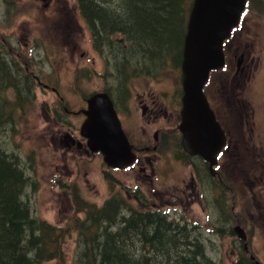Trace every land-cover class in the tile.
Segmentation results:
<instances>
[{"label": "rangeland", "instance_id": "374dc122", "mask_svg": "<svg viewBox=\"0 0 264 264\" xmlns=\"http://www.w3.org/2000/svg\"><path fill=\"white\" fill-rule=\"evenodd\" d=\"M101 1L100 7L112 11L119 3ZM243 30L250 50L243 54L245 43H231L227 68L213 73L207 88L229 139L212 175L216 173L219 182L204 175L198 156L183 154L177 130L169 129L178 119V65L173 67L162 57L142 62L136 50L121 54L126 45L121 39L122 51L108 44H90L94 34L82 21L74 0H0V153L20 167L26 178L18 201L26 202L31 216L65 230L71 217H83L75 212L77 200L99 205L111 196L125 198L129 207H152L169 219L197 222V238L214 264H248L241 241L231 231L239 224L249 253L264 264V0H250ZM117 37L111 35L108 40L111 43ZM236 67L239 70L234 73ZM25 68L55 87L56 93L26 82ZM241 70L244 73L237 86L231 85L232 95L226 100L230 75L238 76ZM103 90L122 114L120 120L132 141L140 144L149 138L146 145L150 147L153 130L165 128L156 151L153 147L151 152L139 151V163L130 172L111 171L100 154L84 155L74 147L67 149L72 144L62 143L68 142L66 132L81 140L78 128L83 120L81 113L65 114L62 104L71 111L85 108L84 99ZM155 98L160 109L168 111L166 117L160 112L152 119L148 111L141 113V99L153 103ZM145 155L153 156L150 162H155L158 175L150 188L149 184L139 186L143 200L134 197L133 186L138 183L135 176L149 182L148 171L142 169ZM194 180L199 194L187 191L185 195L183 186L190 187ZM78 237L74 230L63 237L67 261L93 239L84 231ZM56 259L47 264H64Z\"/></svg>", "mask_w": 264, "mask_h": 264}, {"label": "trees", "instance_id": "16d2710c", "mask_svg": "<svg viewBox=\"0 0 264 264\" xmlns=\"http://www.w3.org/2000/svg\"><path fill=\"white\" fill-rule=\"evenodd\" d=\"M118 1L112 11L100 7L101 0H74L82 21L94 34V45L121 50V39L126 44L121 54L136 50L142 62L162 57L179 67L191 0ZM115 34L118 37L110 43L108 38ZM121 76L123 82L125 76ZM25 180L22 169L0 153V264H47L56 258L64 264H214L197 238V227L169 219L156 208L129 207L118 196L100 205L77 200L75 212L83 217H71L65 230L40 221L30 215L24 200L16 198L22 195ZM34 230L39 234L34 235ZM70 230L76 237L84 231L93 239L67 261L62 241Z\"/></svg>", "mask_w": 264, "mask_h": 264}, {"label": "water", "instance_id": "95a60500", "mask_svg": "<svg viewBox=\"0 0 264 264\" xmlns=\"http://www.w3.org/2000/svg\"><path fill=\"white\" fill-rule=\"evenodd\" d=\"M244 0H192L185 22L180 54L181 106L177 129L180 142L188 154H198L214 173L215 154L224 143V133L202 93L208 71L223 64L222 40L237 23ZM86 118L79 133L86 137L91 151L99 150L102 160L111 167H122L132 158L130 146L105 92L86 99ZM232 231L245 239L236 224ZM246 250V244H243ZM253 259L252 255H249ZM253 264H259L257 260Z\"/></svg>", "mask_w": 264, "mask_h": 264}, {"label": "flooded vegetation", "instance_id": "af4514ba", "mask_svg": "<svg viewBox=\"0 0 264 264\" xmlns=\"http://www.w3.org/2000/svg\"><path fill=\"white\" fill-rule=\"evenodd\" d=\"M49 1H47L46 2V4L48 3ZM45 4V5H46ZM249 4H250V0H245V11H243L244 13H243V15H241V17H240V19H239V22H238V25L233 29V31L231 32V38H230V41H229V43H228V46H230L231 45V43L233 44V42H235L236 41V43L237 44H239L240 42H243V43H245V41H243V39H244V37H245V39L244 40H246V38H247V31L246 32H244V30H243V32H242V29H243V27H244V22H245V19L247 18V13H248V6H249ZM48 5V4H47ZM46 5V6H47ZM44 6V5H43ZM45 6V7H46ZM248 30V29H247ZM248 50H250L249 49V46H248V43H245V45H244V47H243V52H241V53H247V51ZM26 70V79H27V82L28 83H32L33 84V87H34V83L37 85V86H40V87H42V88H45V89H48V90H51L53 93H56V89H55V87H52V86H50L49 84H46V83H44V82H41L39 79H38V77L36 76V75H34V74H31L26 68L22 71L23 73H25L24 71ZM244 73V71L243 70H241L240 72H239V74H238V76L237 75H235V74H233L232 76L230 75V78H229V81L228 82H230V85H229V91H228V95L225 97V99L226 100H228V98H229V96L230 95H232V91H231V85H235V86H237L236 84H237V82H239V80H238V78L240 77V75L241 74H243ZM213 75V74H212ZM220 76H222V75H220ZM208 84V83H207ZM205 85L204 86V88H203V93H204V95H205V97H206V99H207V102H208V104H209V106L211 107V94H208V91H207V88H208V85ZM32 87V88H33ZM103 92H106L107 93V95H108V97H109V99L111 100V102H112V105H113V109H114V111H115V113H116V115H117V117H118V119H119V122H120V125H121V127H122V130H123V132H124V134H125V136H126V138H127V140H128V142L130 143V145H131V150H132V152H133V161H132V163L129 165V166H127V167H125V168H123V169H118L117 171H121V172H130L131 170H133L134 168H136L137 167V164L139 163V160H140V156L138 155V152L139 151H149V152H151V150H152V147H153V150L154 151H156V149H157V147H158V141H159V139H160V134L161 133H163L164 132V130H163V128L164 127H162V126H160V128H155L154 130H153V132L151 133V139L150 140H152L151 142L153 143L150 147H148L147 145H146V143H149V141H147V140H149V138H147L145 141H143L142 143H140V144H137L135 141H132L129 137H128V135L125 133L126 131L124 130L125 129V125H124V123L120 120V117H122V114H119L118 113V111L116 110V107H115V104H114V101L112 100V98H111V96L108 94V91L107 90H103ZM138 96V95H137ZM84 100H86V99H84ZM142 100V102H143V104L142 105H140V111H141V113H143L144 111H148L149 113H151V117H152V119H157V117H158V115H159V113L161 112V116L162 117H166L167 115H168V111H166V109H164V110H161L160 108H162V106L158 103V101H157V99L155 98V100H156V102H153V103H151V102H144L145 100L144 99H141ZM61 98L59 97V102L61 103ZM85 102V101H84ZM62 104V103H61ZM85 105H86V102H85ZM179 106H180V97H179ZM62 111L65 113V114H68V113H72V114H77V113H81L82 114V116H83V120L85 119V117H86V115L83 113V110L85 109V108H80V109H78V110H76V111H71V110H69V109H67L66 107H64L63 106V104H62ZM57 111L56 110H54L53 109V114L54 113H56ZM60 119V118H59ZM82 120V121H83ZM178 120H179V115H178V119L177 118H175L174 119V121L172 122L173 123V125L169 128V129H174V131L176 130V127H175V125H176V123L178 122ZM81 121V122H82ZM165 129V128H164ZM67 133V132H66ZM66 133H64V137H66L67 138V140H68V142H62V143H64L65 145H67V146H69L70 144H72L69 148H67V149H71V148H75L78 152H82L84 155H89V154H93V153H91L90 151H89V148H88V146H87V143H86V139H85V137L83 138V137H81L80 135V139L81 140H76V139H72V137H70V136H66ZM73 140H74V142H73ZM82 140H84V143L82 144ZM74 143V144H73ZM141 144H143V147L141 148V149H139V145H141ZM73 145H75V146H73ZM179 145H180V143H179ZM180 148H181V150H183L182 149V147L180 146ZM98 153V152H97ZM99 154V153H98ZM153 154V153H152ZM183 154L184 155H186V156H191V157H196V155H188V154H186V152L183 150ZM148 158H150L149 160H148ZM153 158V156L152 155H145L144 156V158H143V160H144V162H145V166H143L142 167V169H144V170H147L148 171V174H149V182L147 181V178H145V177H143V176H135V178L136 179H138L137 181H138V183L137 184H134V186H133V188H134V190H136V191H134V190H132V191H134L135 192V194H134V197L135 198H140V199H143L144 200V197H143V192H141V190H140V188H139V186L141 185H143L144 187H146V188H148V184H149V188L153 185V181H154V179H156V176L158 175V173H157V171H156V169H155V162H150V160ZM200 164H201V166H202V172L204 173V175L206 176V177H209V179L211 180V178H214V179H216L217 181H219L220 182V177L218 176V175H216L215 174V176H211V173H209V171H208V167H207V163L204 161V160H202L201 159V161H200ZM194 168H195V166H194ZM112 170H116V169H112ZM138 170L139 171H142L141 170V168L140 167H138ZM197 177H199V179H200V175H199V172H198V170H197ZM184 187V194L186 195L187 194V191H188V194L189 193H193L194 191L196 192V194H199V189H197L198 188V182H197V180H194V184H192L190 187H189V185H186V186H183ZM137 190H139V191H137ZM153 205V204H152ZM241 248H242V250H243V252L245 253V254H247V263L248 264H253V261L249 258V256H248V254H249V251L247 252L244 248H243V245H242V242H241Z\"/></svg>", "mask_w": 264, "mask_h": 264}]
</instances>
